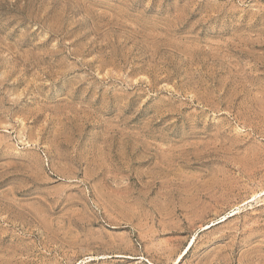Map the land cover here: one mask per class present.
<instances>
[{
	"label": "rangeland",
	"instance_id": "1",
	"mask_svg": "<svg viewBox=\"0 0 264 264\" xmlns=\"http://www.w3.org/2000/svg\"><path fill=\"white\" fill-rule=\"evenodd\" d=\"M0 264H264V0H0Z\"/></svg>",
	"mask_w": 264,
	"mask_h": 264
}]
</instances>
